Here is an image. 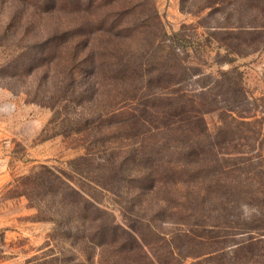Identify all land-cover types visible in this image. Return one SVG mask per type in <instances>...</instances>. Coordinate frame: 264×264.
<instances>
[{
	"label": "rangeland",
	"instance_id": "obj_1",
	"mask_svg": "<svg viewBox=\"0 0 264 264\" xmlns=\"http://www.w3.org/2000/svg\"><path fill=\"white\" fill-rule=\"evenodd\" d=\"M55 257L264 264V0H0V264Z\"/></svg>",
	"mask_w": 264,
	"mask_h": 264
},
{
	"label": "trees",
	"instance_id": "obj_2",
	"mask_svg": "<svg viewBox=\"0 0 264 264\" xmlns=\"http://www.w3.org/2000/svg\"><path fill=\"white\" fill-rule=\"evenodd\" d=\"M44 1H47V0H44ZM135 12H136L135 10L134 11L132 10V12H130V13L133 14ZM150 15H148V16L150 17ZM164 34H165V36H168V37L170 36L169 39H172L174 41L177 40V43L179 42L178 44L181 45V46L187 47V46L191 45V42L188 39H186V38L180 39L179 34L176 33V32L173 33L172 35H169L167 33V31H165ZM162 41H165V39L162 38ZM175 46L177 47L176 44H175ZM233 100H234L233 102H235V103H232L231 105H228V107H227L228 110H234L233 108L235 106H237V103L239 102V100L237 98H233ZM201 122H202V127H201V129H202L201 133L202 134H199L197 136H193V135L192 136H187V138L184 139V140H187L189 142L188 144L191 145V148H190L191 151L188 152L189 153V160L188 161L192 165H194L193 168H192V166H191V168L193 170L196 169V172H197V175H196L197 176L196 177L197 181L194 184L195 186H197L198 183L201 182V177H202V175L198 172V170H200V171L206 170L212 164L211 161H208L207 156L200 157V155H204L205 154L204 151H205L206 148H208L207 150H210V148H215L216 147V142H214V137H215L216 134L208 131L207 126L204 124V119L203 118H201ZM243 122L246 123V121H243ZM199 145H200V150L198 151L197 148H198ZM201 149H204V150H201ZM215 155H216V157L219 156L217 151H215ZM149 171L151 172V174L154 173V176L152 177L153 181H155V180L159 181V180H161L160 178L163 177L164 175H166V176L167 175H174V174H177V172H178L177 171V166H172V167H168V168L164 169V171H162L164 173H161L159 168H155V167H152V166L150 167ZM220 171L223 174H225V173L228 174V173H230L232 171H236V169H231L230 167L226 168V167L222 166L220 168ZM157 176H159V177H157ZM224 180H225V178H224ZM220 181H221V179H220ZM219 185H222V184H219ZM72 189L75 192L78 193L77 189H74V187H72ZM229 192L233 193V190L232 191L230 190ZM247 194L250 195V196H256L259 193H258V191H255V190L251 189V190L248 191ZM80 196L81 197H80L79 200H75L72 203L74 208L76 210L80 211L79 217H77V218H79L80 220L82 219V222L87 221V220H91V222L92 221L93 222H96V221L100 222L101 220L99 219L98 216L97 217L96 216L92 217L91 215L93 213L98 212L99 210H103V209H101L98 205L94 204L90 198H88V197H86L84 195L83 196L80 195ZM82 212H84V213H82ZM65 222H66L67 226H69V232L68 233L72 232V230H73L72 228L74 227L72 219L68 218V220L65 221ZM128 226H130V228L134 229V227L132 225H128ZM99 227L100 228L98 230L100 232V235L102 236L101 238H103V239H108L111 235L117 234L118 229H121L123 232L129 233V235H131L133 238L135 237L134 236L135 235L134 232L129 231L126 227H124L122 225H119L117 223H113V224H109L108 225L107 223H104V222L101 221L99 223ZM104 244H105V241H103L102 243H99L98 246L101 248V247L104 246ZM172 254L174 255V252H172ZM59 259H60L59 257H55L53 259L55 261V264H65L63 259H62V261H61V259L60 260ZM58 261H61V262H58ZM171 264H193V263L177 262V263H171Z\"/></svg>",
	"mask_w": 264,
	"mask_h": 264
}]
</instances>
